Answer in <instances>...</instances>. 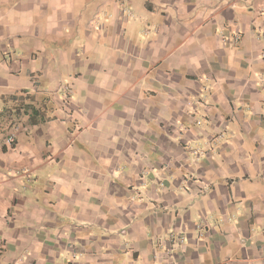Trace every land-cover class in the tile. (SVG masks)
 I'll use <instances>...</instances> for the list:
<instances>
[{"label":"crops","instance_id":"obj_1","mask_svg":"<svg viewBox=\"0 0 264 264\" xmlns=\"http://www.w3.org/2000/svg\"><path fill=\"white\" fill-rule=\"evenodd\" d=\"M0 264H264V0H0Z\"/></svg>","mask_w":264,"mask_h":264},{"label":"built area","instance_id":"obj_2","mask_svg":"<svg viewBox=\"0 0 264 264\" xmlns=\"http://www.w3.org/2000/svg\"><path fill=\"white\" fill-rule=\"evenodd\" d=\"M7 141H8L9 143H12V142H13V137H12V136L8 137ZM178 242H179V243H182V239H181L180 237L178 238Z\"/></svg>","mask_w":264,"mask_h":264},{"label":"trees","instance_id":"obj_3","mask_svg":"<svg viewBox=\"0 0 264 264\" xmlns=\"http://www.w3.org/2000/svg\"><path fill=\"white\" fill-rule=\"evenodd\" d=\"M36 114H37L36 111L32 112V113H31V117H32V116H36Z\"/></svg>","mask_w":264,"mask_h":264}]
</instances>
